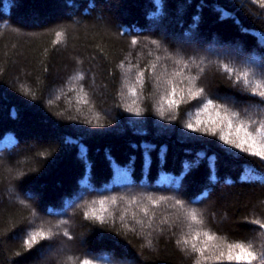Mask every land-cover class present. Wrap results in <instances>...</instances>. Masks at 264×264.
Listing matches in <instances>:
<instances>
[{
  "label": "trees",
  "instance_id": "obj_1",
  "mask_svg": "<svg viewBox=\"0 0 264 264\" xmlns=\"http://www.w3.org/2000/svg\"><path fill=\"white\" fill-rule=\"evenodd\" d=\"M57 31L64 32L61 42ZM262 33L264 8L252 0H0V264H68L69 256L93 264H192L175 242V225L146 237L139 228L84 218L86 201L113 195L182 199L204 213L205 227L218 237L261 250L262 230L250 221L264 222V162L183 127L198 110L195 101L181 104L176 119L161 117L157 108L163 80L182 68L174 62L180 57L202 61L197 83L209 98L258 105V98L236 96L241 86L234 88L220 65L255 70L264 62ZM122 62L136 67L126 74ZM139 71L142 85L135 81ZM78 73L83 80L73 79ZM126 76L136 84L135 97L123 86ZM174 83L178 99L187 80ZM81 88L88 104L79 99ZM143 203L157 223L177 214ZM125 208L129 225L133 212L144 218L122 200L109 211L119 215ZM54 225L61 234L25 250L22 229Z\"/></svg>",
  "mask_w": 264,
  "mask_h": 264
},
{
  "label": "snow or ice",
  "instance_id": "obj_2",
  "mask_svg": "<svg viewBox=\"0 0 264 264\" xmlns=\"http://www.w3.org/2000/svg\"><path fill=\"white\" fill-rule=\"evenodd\" d=\"M252 2L264 8V0H252ZM241 7L243 8V5ZM240 29L242 33H248L249 31L242 25ZM261 37L264 38V33L261 34ZM63 39L64 32L57 31L56 42H61ZM138 43L139 41L137 39L131 41L133 46ZM152 44L160 47L158 41L153 40ZM167 58L172 59L171 55ZM160 59V57H156L157 61ZM174 62L178 67L182 65V68L180 71L171 73L170 78L163 80L164 92L160 96V100L158 101L159 107L157 108L159 115L163 117L168 113L170 114L169 119H176L175 113L181 104L195 101L196 103L193 107H198V110L194 114L189 113L192 118L183 127L193 132L217 137L218 140L238 150L239 153L258 158L260 162H264V62L259 63L255 70L245 68L243 71L230 67L226 63L220 65L222 71L227 73V78L232 81L233 87L235 88L236 85L241 86L236 92V96L240 100L258 98V105H249V107L243 108L240 107L239 100H234L232 96L213 94L215 95V99L209 98L210 94L206 89L203 86H198L197 81L204 74V68L201 66L202 61L198 64L195 58L190 57L188 60H184L183 57H180ZM190 65L196 67L198 71L196 74L185 75L183 69L187 68L189 73H191ZM249 65H256V61L250 60ZM119 67L127 74L131 73L132 67L136 66L133 65L125 68L122 62ZM151 68L154 71L156 65L152 64ZM161 75L163 76V73ZM143 78L144 71L136 73L135 81L137 84L142 85ZM177 78H179L181 83L187 80V86L179 89L178 99V89L174 83ZM73 79L80 81L84 77L78 73ZM156 79L160 81L161 77H157ZM123 86L128 89L131 96L135 97L137 95L136 84L128 83L127 76L125 77ZM80 91L83 93L79 97L81 103L88 104L87 92H84L83 88ZM241 93H246L247 95L242 96L240 95ZM219 100L226 102L218 103ZM52 102L51 100L49 101V103ZM132 104H136V100H133ZM127 111L135 113L136 115L143 114L141 108L133 107L132 105L127 106ZM202 115H207L208 120H202L200 118ZM193 120L195 121L194 123ZM88 122L91 123V121ZM170 199L174 203L169 204ZM118 200L125 201L129 206L137 205L140 212L143 213L144 218L138 219L137 214L133 212L131 219L134 223L129 225L127 208L119 215H115L113 211H109L110 207L117 205ZM143 201H147V205L156 207L165 205L167 208L177 210V214L171 221L168 217H163L157 223L155 213L150 214L149 207ZM85 204L86 207L84 208L83 215L86 220L100 225H116L119 222L122 229L137 232L139 228V234L145 235L146 237L151 236L153 232H163L165 230L163 226H167L171 230L175 225L180 229V235L175 242L180 250L191 258L192 264H253V262H256V264H264V247L257 251L251 241L247 243L243 241L227 242L224 237H218L205 227L204 213L197 208L187 206L186 202L182 199L167 196L154 198L152 195H147L143 198L133 197L128 199L113 195L101 196L98 199L86 201ZM67 223L68 221H60V224ZM250 223L258 226L262 230L260 234L264 236V222L256 219L250 221ZM185 226L187 231H184ZM31 227L34 228V225ZM53 227L59 230V225L49 227L47 230L43 227L35 228L32 231H29L27 228L22 229L24 232L23 244L25 250L30 251L35 245L40 244L41 241H51L54 236L61 234L59 231H53ZM62 235L69 240L72 239V236L66 229L63 230ZM172 235L175 236L176 233L172 232ZM201 237H203V240H201ZM147 246L152 247L151 239H147ZM77 259H79L80 264H93V261L86 257L73 258L72 256L67 258L68 264H76Z\"/></svg>",
  "mask_w": 264,
  "mask_h": 264
},
{
  "label": "rangeland",
  "instance_id": "obj_3",
  "mask_svg": "<svg viewBox=\"0 0 264 264\" xmlns=\"http://www.w3.org/2000/svg\"><path fill=\"white\" fill-rule=\"evenodd\" d=\"M226 51H227V50H226ZM46 253H48V255H51L52 251H51L50 249L47 248L46 251H45V254H46ZM44 256H45V255L42 254V257H44ZM45 257H46V256H45ZM45 257H44V258H45Z\"/></svg>",
  "mask_w": 264,
  "mask_h": 264
}]
</instances>
